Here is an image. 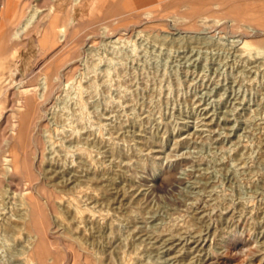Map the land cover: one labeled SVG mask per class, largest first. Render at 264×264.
<instances>
[{"label": "rangeland", "instance_id": "obj_1", "mask_svg": "<svg viewBox=\"0 0 264 264\" xmlns=\"http://www.w3.org/2000/svg\"><path fill=\"white\" fill-rule=\"evenodd\" d=\"M117 1L0 0V264H264V0Z\"/></svg>", "mask_w": 264, "mask_h": 264}, {"label": "bare ground", "instance_id": "obj_2", "mask_svg": "<svg viewBox=\"0 0 264 264\" xmlns=\"http://www.w3.org/2000/svg\"><path fill=\"white\" fill-rule=\"evenodd\" d=\"M111 1V0H110ZM118 1H120V0H118ZM117 1V2H118ZM130 1V2H129ZM176 1V0H175ZM174 1V2H175ZM197 1V0H196ZM123 2V1H122ZM129 2V3H128ZM173 2V0H125V5L128 7V8H131L133 11L135 10L136 12H138L139 14H138V16H140L141 14V12L143 11L144 12V10L145 11H147V12H144V13H142V15L140 16V20H139V22H143V23H147L148 24V22H149V24H150V22H151V20L149 19L150 18V16H149V14H151V16H152V18H156V17H158L159 15L161 16V15H165L167 12H166V10H170L171 12H176V11H179L181 8L183 9V7H187L188 8V10H187V12L185 13L184 12V14H185V17H187V18H189V19H191V20H194L195 18H197V17H201V15L203 14V15H205L204 14V12L206 11V12H209V13H211V12H214L215 13V11L216 10H214L215 9V6L217 7V6H219V4H220V2L222 3V1H218V0H206V1H204V2H202V3H196V5H193V3H191L190 1H187V0H177V2L176 3H173L172 5L170 4V3H172ZM114 3V2H113ZM112 3V4H113ZM120 4H121V1L119 2ZM118 3V5L120 6V4ZM194 3H195V1H194ZM227 3V2H226ZM230 3V2H229ZM124 4V3H123ZM123 4H121V8H123L124 9V7H122V5ZM115 6H117V8H118V5H116V4H114ZM114 5H112V6H114ZM115 6L113 7V8H111V5H110V10H114L115 11ZM124 6V5H123ZM125 6V7H126ZM126 7V8H127ZM224 6L222 5V8H223ZM120 9V8H119ZM217 9V8H216ZM219 9H221V8H219ZM106 11L108 14L107 15H110L109 14V12H114L113 10L112 11ZM129 10V9H128ZM229 12L231 11L230 9H227ZM118 11V10H117ZM124 11H126V10H124ZM123 11V12H124ZM132 11V15L133 14H135V12H133ZM218 11V10H217ZM254 11V10H253ZM128 13H129V11H127ZM205 12V13H206ZM221 11H219V13H220ZM224 12V11H223ZM232 12L233 11H231V13L230 14H232ZM149 13V14H148ZM209 13H207V14H209ZM225 13H227V12H225ZM106 14V13H105ZM112 15H113V13H111ZM115 14H117V13H115ZM123 14H125V13H123ZM104 15V14H103ZM102 15V16H103ZM111 15V16H112ZM146 15H148L149 17L147 18H145V17H142V16H146ZM202 15V16H203ZM114 16V15H113ZM106 16L104 15V19H106L105 18ZM123 17H126V16H122L121 18V21L123 22V21H126V20H124V18ZM130 17H131V15H130ZM129 17V18H130ZM108 18V17H107ZM103 18H101V22H104L105 20H104ZM127 19H128V17H127ZM12 20H14V19H12ZM100 20V19H99ZM104 20V21H103ZM114 20V19H113ZM133 20V19H132ZM136 20V19H135ZM134 20V21H135ZM19 21V20H18ZM118 21H120V20H118ZM130 21H131V19H130ZM129 21V22H130ZM20 22V21H19ZM72 22H73V20H72ZM100 22V23H101ZM107 23V25H109V24H111L112 22H110V21H106ZM108 22H110L109 24H108ZM121 22V23H122ZM128 22V23H129ZM138 22V23H139ZM153 22V21H152ZM117 23V22H116ZM134 23V22H133ZM70 24H71V21H70ZM130 24V23H129ZM75 25V24H74ZM112 25V24H111ZM118 25V24H117ZM128 25V24H127ZM136 25V24H135ZM104 26H106L105 25V22H104ZM131 26V25H130ZM109 27V26H108ZM112 26H110L109 28H111ZM127 27V26H126ZM129 27V26H128ZM106 28V27H105ZM113 29V28H112ZM75 31V30H74ZM73 31V32H74ZM66 33V32H65ZM71 33V32H70ZM72 34V33H71ZM64 35V34H63ZM70 35V34H69ZM65 37V36H64ZM76 38V37H75ZM70 39V38H69ZM71 40H73V39H71ZM51 41H52V39H51ZM71 41H69V43H70ZM73 42V41H72ZM71 42V43H72ZM75 44H76V42H75ZM246 44V43H245ZM69 46H71V45H69ZM59 49V48H58ZM60 53V52H59ZM73 63V62H72ZM46 65V64H45ZM63 65V64H62ZM65 65V64H64ZM46 83V82H45ZM52 83V82H51ZM47 85V84H46ZM52 87V86H51ZM47 89H48V86H47ZM50 92V91H49ZM33 98V97H32ZM23 103H24V101H23ZM78 120V119H77ZM19 125V124H18ZM40 125V124H39ZM27 131V130H26ZM29 131V130H28ZM41 131V130H40ZM39 131V132H40ZM41 134V133H40ZM59 138V137H58ZM46 149V148H45ZM67 151V150H66ZM70 151V150H69ZM23 153V152H22ZM70 153V152H69ZM82 155V154H81ZM40 159V158H39ZM86 159V158H85ZM33 166V165H32ZM38 174V173H37ZM34 176V175H33ZM37 176V175H36ZM34 181V180H33ZM42 181V180H41ZM31 183V182H30ZM34 184V186H35V184H36V182L35 183H33ZM38 184V183H37ZM38 186H39V184H38ZM31 187V186H30ZM45 193V192H44ZM35 198H36V196H34ZM39 197V196H38ZM37 197V198H38ZM39 199V198H38ZM40 200V199H39ZM35 201V200H34ZM71 202V201H70ZM38 203V202H37ZM58 204V203H57ZM34 205V204H33ZM37 205V204H36ZM36 205H34L33 207H35ZM30 207V206H29ZM54 208V207H53ZM36 211H38L37 209H35ZM32 213V212H31ZM38 214L40 215V213L38 212ZM29 215H31V214H29ZM37 215V214H36ZM31 216H33V215H31ZM83 216V215H82ZM34 217H35V215H34ZM27 218V217H26ZM29 219V218H28ZM28 219L26 220V221H28ZM30 220L31 219H29V223H31L30 222ZM23 221V220H22ZM28 223V222H27ZM38 223V222H37ZM40 223V222H39ZM31 227L32 228H34L35 230H36V225H35V223L34 222H32L31 223ZM42 230L43 231H45V226H42ZM47 230V229H46ZM35 232H37V231H35ZM47 232V231H46ZM34 234V233H33ZM37 239L34 241V246H33V248L34 249H32V250H30V251H28V256H27V258H26V264H29V263H33L34 262V264H45L44 263V259L42 258V254H41V252L39 251V243L41 242V241H43L42 239V233L40 232V233H38L37 232ZM48 236V235H47ZM46 236V237H47ZM74 241V240H73ZM43 243V242H42ZM45 243V242H44ZM47 243V242H46ZM51 244V243H50ZM41 245V244H40ZM43 245V244H42ZM32 246V245H31ZM50 246V245H49ZM231 246V245H230ZM43 249V248H42ZM29 250V249H28ZM242 250V249H241ZM243 251L244 252H246V253H251V252H253V246H252V244L251 243H249V242H246L245 244H244V246H243ZM242 251V252H243ZM244 254V253H243ZM52 255V254H51ZM89 261H90V259H89ZM85 263V262H84ZM88 263V262H87ZM90 263H91V261H90Z\"/></svg>", "mask_w": 264, "mask_h": 264}]
</instances>
